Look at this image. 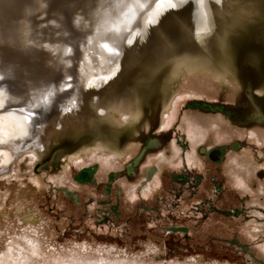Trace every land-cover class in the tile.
<instances>
[{
    "label": "rangeland",
    "instance_id": "obj_1",
    "mask_svg": "<svg viewBox=\"0 0 264 264\" xmlns=\"http://www.w3.org/2000/svg\"><path fill=\"white\" fill-rule=\"evenodd\" d=\"M35 1L43 8L36 13L37 24L54 30L55 37L70 38V44L62 45L57 57L56 53L50 58L22 57L7 46ZM190 4L195 1L0 0V76L4 77L0 85L10 92L22 89L25 99L18 108L29 115L34 130L46 127L64 112L75 120L81 113L87 114L98 123L100 119L93 110L87 111L86 104L101 96L108 82L128 81L125 71L134 63L130 58L139 57L149 35H158L160 24L173 20V8ZM176 17V22L183 24L180 32L199 20L202 27L205 25V20L192 12ZM161 37L164 39L157 36ZM235 45L236 64L232 56V63L229 59L227 65L238 76L240 87L231 99L225 92L196 91L185 84L176 91L161 85L150 99L149 110L141 112L139 107L138 124H125V131L104 135L109 129L103 121L99 125L102 131L92 133L89 126L85 129L90 136L75 134L71 138L69 131H55L49 138V149L38 160L29 152L12 159L7 151L0 150V171L4 170L0 172V264H264V156L256 142V137L264 134V123L256 121L258 114L264 117V98L253 103L247 99L248 86L254 88L264 81L241 56L253 49L264 58V41L257 33ZM181 50L197 52L193 45ZM105 74L107 79L102 77ZM124 83L120 90L132 87ZM127 93L115 92L110 99L107 95L100 107L117 98L129 99ZM194 99L218 108L214 112L186 108ZM147 100L141 102L142 110ZM170 107L163 121L162 110ZM186 113L218 119L223 123L221 128L228 130L229 136L218 138L223 142L212 137L215 141L196 144V148L206 149L227 147L221 164L190 149L181 122ZM132 129L135 131L131 133ZM106 141L119 146V159L81 152ZM150 141L158 142V146L148 148ZM234 144L236 148L231 149ZM173 146L180 151L176 158L172 157ZM162 153L168 162L159 158ZM77 154V160H69ZM137 158L140 160L134 166ZM249 158L258 167L250 182H243L234 172ZM93 165H98V170L92 183L73 180L81 168ZM151 168L159 171L146 180ZM149 184L150 189L143 192ZM59 189L69 190L80 204ZM226 240H236L248 248L243 251Z\"/></svg>",
    "mask_w": 264,
    "mask_h": 264
},
{
    "label": "bare ground",
    "instance_id": "obj_2",
    "mask_svg": "<svg viewBox=\"0 0 264 264\" xmlns=\"http://www.w3.org/2000/svg\"><path fill=\"white\" fill-rule=\"evenodd\" d=\"M188 1L194 2L195 0H188ZM250 1L251 0H225L224 8H222L220 11L217 12L219 17L221 18L219 25L220 27L218 31L214 33L215 35L212 41L213 44H216V48H217L216 54L214 55L213 54L211 55L210 53L195 54L191 52V53H183L180 56H177V59H174L172 63L169 65V67L163 73H160L161 71L158 72L160 74V78L155 83V88H153L152 90H147V91L145 90L143 92V94L145 93L144 95L143 94L137 96L132 95V93H130V89L127 90L126 88L118 91V89H120L119 86L121 87V85H123L124 80H121L122 82L120 81V83H117V80L115 82L112 81L111 83L108 82L102 89V93H101L102 95L99 97L97 96L98 98H93L92 99L93 102L92 101H91L92 103L89 102V104H87L88 108H86L87 111L91 110L89 107L93 108L92 113H94L98 117V119H100V120L97 119L98 123L93 122L94 119L92 121L91 118L85 119L83 113L80 114V116L77 118L78 120L76 119L75 122V117L74 119H71L72 116L70 115L65 116V112H64L63 114L64 116L61 117L62 119L56 117L46 127H41V129H39L38 131L34 130L32 129L30 124L29 115L27 113L22 112L18 108V106L20 107L21 103H23L25 99V97L21 94L22 89L21 90L19 89L20 92L18 91L10 92L5 88L3 89V86L1 84L0 105H3V107H0V131H1L0 150L7 151L12 159H17L19 156L29 152L32 154L35 160H38L39 157L46 151L49 138L52 134H54L55 131L59 132L69 129L71 131H76L79 134L84 135L86 134L84 132L85 129L89 126L87 129L91 130L92 133H95L97 131H102V129L99 128V125L102 124V121L106 123L105 128L109 129V131L105 132L107 134L104 135L109 136L108 134L111 133L112 131L118 132L122 129L125 131V127H124L125 124L128 123L132 124V127L138 124L140 120V115L138 114L139 113L138 110L141 108V112H143L146 109L144 107V109L142 110L143 107H141V102L147 97L149 98L153 94L155 95V93L159 91L158 89L160 88L161 85H166L167 88L169 89H171L172 87L173 89H176L177 87L183 86L185 84L186 86L195 88V90L197 89L198 91L203 89L205 90L210 89L212 92L217 94L219 92H225L227 98L231 99L237 89L238 76H236L235 73L230 71V68L227 65V62L229 63L230 60L232 63V59H231L232 55L229 54L228 51L225 49L226 47H225L224 39L226 37L225 35L227 34L231 35L237 32L239 33L245 32L246 29L240 31L245 24H249V23L252 24L258 22L259 20L264 19L262 18L263 15L259 16L260 11H257L258 8L256 9L255 5H251L252 3ZM41 6L42 5H40L39 2L35 1L33 2L32 7L30 5L31 8L28 7L29 8L28 12L20 21V23L17 24L13 36L10 37L7 43L8 44L7 46H9L10 49L15 51L17 54H19L22 57L33 59L35 58V56L43 55L45 57L50 58L51 55L52 54L54 55L55 53L57 57L59 56L58 54L60 53L59 50L61 46L65 44L66 45L70 44L69 43L70 38L66 39L65 37L53 36L54 30H51L49 28H41L42 25L41 23L39 24L40 27L36 26L37 24L35 20L36 13L38 15L39 12L43 10ZM242 22L245 23L243 26H241ZM98 64L99 66L102 65L101 63ZM126 75L127 74L125 73V76ZM102 77L103 79L106 78L107 74H105L104 76L102 75ZM102 77L100 76V78ZM98 83H99V79H98ZM149 86L150 85L148 83L146 87L148 88ZM121 91L128 92L130 94V98L129 99L117 98V100L109 104V106L105 105L106 107H100L102 104L103 105L105 104L103 103L102 100L105 101L104 98L107 95L109 96L108 99L114 98L113 96H115L114 95L115 92L119 94V92ZM176 91H179V89ZM178 96L179 95L175 96L174 98ZM101 98L102 100H100ZM174 98L172 103L174 102ZM170 110H172V107H170L168 111L162 110L163 113L161 115L163 121L164 119L168 118V115L170 114L169 112ZM188 114L186 113L183 116L181 122L183 129L185 127V130L188 134V137L190 139L189 141L191 143L190 149H192L193 152H195L196 144H198V142L202 143L204 140L205 142L210 143L211 141H215L214 139H212V137L218 139L223 135L229 136V134L226 133V131L228 130L226 129L224 130V128H221V126H223L222 125L223 123L217 121L218 119L215 121L207 120L205 118H201V116L199 117L194 114L192 115L190 114L188 115ZM104 117L105 119L101 120ZM82 118H84L89 122L87 121L81 122ZM198 120H201L202 123H200ZM63 122H65L66 124L64 125ZM74 123L75 126H72ZM77 129H79V131ZM134 131L135 129H132L131 133ZM106 142L107 143H105L102 146L96 145L95 146L96 148L94 147L93 148L90 147L89 149L83 148L81 152H89V153L98 152L107 159L108 158H113L115 160L119 159L120 155L122 154V153L120 154L117 150L119 146L118 147L114 146L111 141H106ZM216 142H223V141L220 138ZM256 142L262 148L263 155L261 156H264V134H259L256 137ZM117 143L118 145H120L119 141ZM130 150H132V147L130 148ZM172 152H173L172 153L173 158L178 157L180 154V151L174 146L172 148ZM6 157L7 156H5L4 158ZM78 158H79V154L72 156L71 158H69V160L71 159L77 160ZM159 158L162 159L164 162L169 161L165 158L164 153L160 154ZM246 160L243 161L240 165H238L237 168H235L236 170L234 174L239 179L243 180V182L245 180L250 182L249 180L252 179L254 172L258 166L257 163L253 162L251 158H249L247 161ZM130 168L131 166H129V169ZM2 171L0 172L2 173ZM156 171L159 170L156 168ZM150 187H151L150 184L147 185L143 189V192L148 191Z\"/></svg>",
    "mask_w": 264,
    "mask_h": 264
},
{
    "label": "water",
    "instance_id": "obj_3",
    "mask_svg": "<svg viewBox=\"0 0 264 264\" xmlns=\"http://www.w3.org/2000/svg\"><path fill=\"white\" fill-rule=\"evenodd\" d=\"M225 0H195V4H190L187 6V8L179 9L177 10L176 8H173L172 11H174V14L171 13V16H173V20L170 21L169 24L167 25H159V32L157 33L158 35L154 34L152 32L149 37L147 38V41L145 44H143V49L142 53H140L139 57L135 56L134 58H131L134 60V64L130 66L125 72L127 73V79L128 81H125L129 84V87L132 86L131 88H128L127 90L130 89V93L132 95H142L143 92L146 90H152L155 88V83L159 80L160 74L158 73H163L169 65L172 63L174 59H177V56H180L181 54L185 53L182 52L183 47L187 48H192V45L194 46V50H197V54H206L210 53L211 55L216 54L217 48L216 44H213V38H214V33L218 31L219 25L221 18L217 14L218 11H220L222 8H224L225 5ZM252 4L255 5L256 9L258 8L257 11H260L259 16H262L264 18V0H251L250 1ZM187 12H192V14H195L196 17L199 16L202 20H205V25L202 27V24L199 21L194 22L189 24L186 19H183L188 25H185L184 28H181V32L179 31V27H183V24L180 25V20L176 22L175 17L180 16L183 17L186 15ZM170 14V13H169ZM183 15V16H181ZM176 17V18H180ZM261 18V19H262ZM264 19L259 20L256 23H249L245 24L244 22L241 23V26H244L241 28L240 31L245 30V32H237L235 34H227L225 35V49L228 51L229 54L233 56L234 59V53H235V44L237 41L241 40L242 38H251L257 35L261 40L264 41ZM182 23V22H181ZM202 27V28H201ZM179 31V32H178ZM164 39L157 38V36H162ZM189 36V37H188ZM62 37V36H59ZM182 39H177L181 38ZM193 38V40H192ZM191 42L194 44L191 45ZM197 43V44H195ZM225 50V51H226ZM253 49H250V53L248 52H243L241 53V56L244 57V59L249 62V64L254 67V69L258 70L259 73V79L261 81H264V58L255 50L251 51ZM240 56V57H241ZM137 59V60H136ZM235 59H234V65H235ZM236 69V68H235ZM158 73V74H156ZM156 74V75H154ZM151 75V77H150ZM237 76V75H236ZM150 77V78H149ZM149 78V79H147ZM238 80V77H237ZM124 83V84H125ZM149 83V87L147 88L146 85ZM239 87V80L237 84V89ZM123 89V88H121ZM132 90V91H131ZM120 91V89H118ZM247 99L253 103L254 100L264 98V82H259L256 84L254 88L252 86H248L247 89ZM118 94V93H117ZM145 94V93H144ZM143 94V95H144ZM160 97L163 98L162 93L159 94ZM154 97V94L150 96L149 98L147 97V107L145 110H149L150 107V99ZM102 100V98H101ZM163 101V99H161ZM88 104V103H87ZM86 104V105H87ZM92 111L93 108L89 107ZM186 108L188 109H198L202 110L205 109L210 112H214L218 107L214 106L213 103L207 102L203 99H194L192 103H188L186 105ZM86 110V109H85ZM221 112L224 111V108L221 107L220 109ZM227 115H230V112H227ZM256 121L258 123L263 122L264 123V117L261 114H258ZM85 119H89L90 117L87 116V114L84 116ZM254 119V118H253ZM200 123H202L201 120H198ZM76 122V120H75ZM78 122V121H77ZM80 122V121H79ZM77 125V124H76ZM75 126V123L72 125ZM76 130V129H75ZM65 131L71 132L69 134L71 138H74L75 134L77 135H82L79 134L76 131H71L69 129H66ZM65 131L63 133H65ZM87 134V133H86ZM84 134V136L86 135ZM86 136H90V134H87ZM182 139H184V135L181 136ZM177 143L180 145V143L177 141ZM158 142H149L148 143V148H153L157 147ZM236 145H231V149H235ZM184 147V146H181ZM227 150V147H211L209 149H206L204 146L198 147L195 150V153L202 155L205 157L207 160H213L215 164H221L224 161L225 157V152ZM140 158H137L134 161V166H137ZM98 170V165H93L89 167H84L81 168L78 173L73 177V180L76 183H92L95 177V174L97 173ZM132 170L129 169L128 166V172H131ZM156 172V168H151L147 171L145 175L146 180H150L152 175ZM58 190V189H56ZM65 197L71 198L72 201L76 204L79 205L80 203L78 202V197L74 194H72L69 190L66 189H59ZM222 215H228L230 213L227 212H219ZM236 212V211H235ZM176 230V229H174ZM173 230V231H174ZM177 231L185 232L183 229H177ZM229 245H234L235 247L240 248L243 251H246L248 248V245H244L242 243L237 242L236 240L225 241ZM250 256L251 254L248 253ZM258 263H261L259 260H256Z\"/></svg>",
    "mask_w": 264,
    "mask_h": 264
},
{
    "label": "snow or ice",
    "instance_id": "obj_4",
    "mask_svg": "<svg viewBox=\"0 0 264 264\" xmlns=\"http://www.w3.org/2000/svg\"><path fill=\"white\" fill-rule=\"evenodd\" d=\"M3 80H4V77L0 76V81H3ZM0 107H3V105H0Z\"/></svg>",
    "mask_w": 264,
    "mask_h": 264
},
{
    "label": "flooded vegetation",
    "instance_id": "obj_5",
    "mask_svg": "<svg viewBox=\"0 0 264 264\" xmlns=\"http://www.w3.org/2000/svg\"><path fill=\"white\" fill-rule=\"evenodd\" d=\"M151 142H153V143H154L155 141H151ZM235 147H236V146H235ZM130 169H132V168H130ZM127 170H128V169H127Z\"/></svg>",
    "mask_w": 264,
    "mask_h": 264
}]
</instances>
